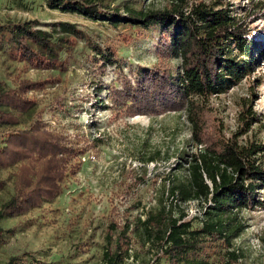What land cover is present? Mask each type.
I'll use <instances>...</instances> for the list:
<instances>
[{
    "label": "trees",
    "instance_id": "1",
    "mask_svg": "<svg viewBox=\"0 0 264 264\" xmlns=\"http://www.w3.org/2000/svg\"><path fill=\"white\" fill-rule=\"evenodd\" d=\"M45 1L51 10L93 22L160 30L157 64L140 73L134 83L126 80L123 90L114 88L110 97L132 117L185 112L193 149L183 150V163L172 174L170 195L183 203H211L196 228L177 206L167 204L136 221H111L105 264H125L135 238L164 260L155 264L237 263L241 256L236 241L246 227L241 212L264 207L260 196L264 194V143L242 144L237 138H226L223 120L206 104L249 79L256 57L263 56L264 47L254 42L249 27L250 19L264 13L262 3L255 2L241 19L222 4L189 6L188 0H173L163 8L127 6L124 14L107 11L103 0ZM80 41L87 42L100 67L120 61L115 47L99 45L75 23L58 22L46 30L36 20L0 22V49L10 60L42 71H66ZM46 83L24 78L15 87L0 83V127L13 130L0 140V170L16 169L13 193L0 208V247L5 234L12 233L3 222L62 196L66 179L77 173L87 151L76 139L50 130L40 116L29 128L15 130L23 118L34 115L38 102L32 92L45 91ZM243 112L249 133L259 118L248 105ZM180 172H186V180L178 179ZM6 187L7 181L0 179V192ZM210 247L213 257H206ZM7 264H27V258H11Z\"/></svg>",
    "mask_w": 264,
    "mask_h": 264
},
{
    "label": "rangeland",
    "instance_id": "2",
    "mask_svg": "<svg viewBox=\"0 0 264 264\" xmlns=\"http://www.w3.org/2000/svg\"><path fill=\"white\" fill-rule=\"evenodd\" d=\"M173 0H103L112 13L124 14L127 6L137 9L163 8ZM264 0H188L189 6L220 5L244 18L253 4ZM264 13L249 21L254 42L264 47ZM36 20L46 30L58 22L78 24L91 40L117 49L120 61L106 68L97 65L95 53L80 41L66 71H42L10 60L0 49V83L15 87L21 79L47 81L46 90L32 92L38 105L29 119L23 118L15 130L29 128L41 117L50 130L79 141L86 153L80 169L64 184V193L52 203L28 215L3 222L5 244L0 247V264L11 258H27V264H105L106 234L111 221H136L161 204L182 211L192 227L202 225L211 203H183L170 195L172 174L183 150L191 151V127L185 112L132 117L129 110L113 102L114 88L123 90L126 80L157 64L160 30H139L132 25L93 22L81 16L48 8L45 0H0V22L24 23ZM264 51V49H263ZM253 73L228 93L208 100L207 106L224 123L226 138L242 144L264 143V53L256 57ZM259 118L246 133L243 106ZM0 127V140L8 132ZM0 145L2 143L0 142ZM153 160V161H151ZM264 167V156L261 160ZM16 169L0 170L7 187L0 192V208L13 193ZM180 181L186 172L178 173ZM171 178V179H170ZM264 199V194L260 195ZM245 231L237 239L240 258L235 264H264V207L243 211ZM207 248L206 257H213ZM131 257L125 264H155L164 260L135 238Z\"/></svg>",
    "mask_w": 264,
    "mask_h": 264
}]
</instances>
